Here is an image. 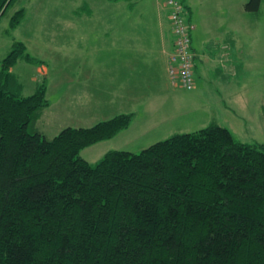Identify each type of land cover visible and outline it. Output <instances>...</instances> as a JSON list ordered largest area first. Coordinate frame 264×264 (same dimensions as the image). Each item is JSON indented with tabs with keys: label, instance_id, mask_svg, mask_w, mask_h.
I'll list each match as a JSON object with an SVG mask.
<instances>
[{
	"label": "trees",
	"instance_id": "1",
	"mask_svg": "<svg viewBox=\"0 0 264 264\" xmlns=\"http://www.w3.org/2000/svg\"><path fill=\"white\" fill-rule=\"evenodd\" d=\"M15 1L0 0V20ZM106 1L137 6L104 0L102 12ZM155 1L159 15L169 12L166 0ZM261 1L250 0L246 10L257 12ZM141 7L133 21L149 22L150 8ZM23 14L16 12L12 27ZM119 15L100 25L126 35L131 20ZM175 50L172 43L164 52L167 81L194 91L197 54L188 89L171 78ZM21 60L42 63L23 42L2 62L0 264H264V144L242 142L230 127L212 123L138 153L110 150L91 163L81 151L129 128L134 113L49 138L38 127L50 105L46 84L28 96L9 89L10 70Z\"/></svg>",
	"mask_w": 264,
	"mask_h": 264
},
{
	"label": "rangeland",
	"instance_id": "2",
	"mask_svg": "<svg viewBox=\"0 0 264 264\" xmlns=\"http://www.w3.org/2000/svg\"><path fill=\"white\" fill-rule=\"evenodd\" d=\"M135 1L137 6L130 8L125 7L129 2L114 5L113 15L106 8L107 1L102 12L101 0H16L1 18L0 73L15 42H23L27 53L42 61H19L10 70L8 82L9 89L20 96L31 95L46 84L50 105L38 120L39 129L52 138L66 127H91L115 115L133 112L129 128L81 151L80 156L91 163L110 150L138 153L173 135L195 132L212 123L230 127L242 142L264 144V0L257 12L246 10L250 0H210L205 7L212 11L208 24L213 57L219 59V45L235 33L243 51L236 62L241 76H231L225 87L211 82L203 92L199 87L185 91L168 83L169 89L157 92V87L151 86L146 94L140 91L143 86L134 82L143 79L147 64L140 65V72L130 68L140 63V54L127 51L134 40L128 35L132 31L125 35V29L106 27L117 12L121 21L141 19L140 5L152 2L132 3ZM193 1L199 6L204 0ZM83 5L92 10L87 11ZM22 8L23 16L12 27L13 17ZM166 16L171 29L170 14ZM101 21L106 25H100ZM171 37L173 41L172 32ZM237 68L231 64V69ZM152 79L145 77L146 82ZM149 99H154L151 106L147 104Z\"/></svg>",
	"mask_w": 264,
	"mask_h": 264
},
{
	"label": "crops",
	"instance_id": "3",
	"mask_svg": "<svg viewBox=\"0 0 264 264\" xmlns=\"http://www.w3.org/2000/svg\"><path fill=\"white\" fill-rule=\"evenodd\" d=\"M101 1L103 2L104 0ZM182 1L186 7V18L194 26L192 31L193 48L198 58L197 75L201 76L197 82V88L199 87L201 92H203L207 90L205 87L211 82H214L220 87H225L230 84L229 78L231 76L238 78L242 74L240 66L236 63L242 58V45L237 44L236 34L232 33L231 39L228 38L226 42L219 45V59L216 56L213 57L215 53L212 52L213 40L210 37L211 29L209 30L210 26L208 24V22L212 20V11L208 8L205 10V7L210 0L202 1L199 6H197L193 0ZM151 2L152 4H149L148 1L143 2L142 5H144V7L141 8L144 9L147 6H150L154 21H128L124 24V28L132 31L128 33L129 37L134 39L132 40V45L127 48V51H129L131 55L140 54L138 55L140 63L137 65H131L130 68H135L138 72H140V65L143 63L144 65L147 64V72L143 73V79L141 78L140 80L134 82L136 86H143V90H140L143 94H146L147 88H150L151 86L157 87V92H162L163 87H165V89L167 88V56L164 52L165 50H168L172 44L170 24L166 16V10H164L163 13L165 16L163 15L161 19H159L160 15L157 2L155 0H151ZM114 5L117 4L114 3L112 5H107V10H110V12L114 11L116 9ZM83 6L86 7V10L92 9L89 5ZM95 8H97V6H95ZM101 8L100 9L103 10V5ZM118 29L119 28L116 30ZM118 35L119 33H117V36ZM137 42L139 43L133 46ZM154 42H157V45ZM237 55L239 57H237ZM233 63L238 66L235 71L231 69V64ZM134 76H137V74H134ZM146 76H153V79L151 80L152 82H146ZM211 78L214 79L211 80ZM240 81L241 80L239 79L236 82L239 83ZM240 86H238L235 91H237ZM153 100L154 99H149L147 104L151 106Z\"/></svg>",
	"mask_w": 264,
	"mask_h": 264
},
{
	"label": "built area",
	"instance_id": "4",
	"mask_svg": "<svg viewBox=\"0 0 264 264\" xmlns=\"http://www.w3.org/2000/svg\"><path fill=\"white\" fill-rule=\"evenodd\" d=\"M171 20L172 33L175 36L176 50L170 55V75L174 80H179L183 87H193V57L190 27L184 16V6L181 0H166Z\"/></svg>",
	"mask_w": 264,
	"mask_h": 264
}]
</instances>
